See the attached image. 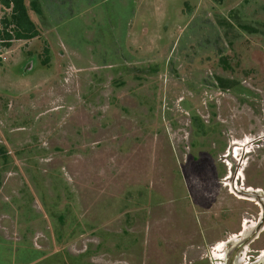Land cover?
I'll use <instances>...</instances> for the list:
<instances>
[{"label":"rangeland","instance_id":"374dc122","mask_svg":"<svg viewBox=\"0 0 264 264\" xmlns=\"http://www.w3.org/2000/svg\"><path fill=\"white\" fill-rule=\"evenodd\" d=\"M40 2L0 41V264H224L264 216V0Z\"/></svg>","mask_w":264,"mask_h":264},{"label":"trees","instance_id":"16d2710c","mask_svg":"<svg viewBox=\"0 0 264 264\" xmlns=\"http://www.w3.org/2000/svg\"><path fill=\"white\" fill-rule=\"evenodd\" d=\"M0 3L10 9V13L0 20V40L3 46H10L14 38L29 40L40 34L30 17L26 0H0ZM221 86L227 88L228 85L221 80Z\"/></svg>","mask_w":264,"mask_h":264},{"label":"flooded vegetation","instance_id":"af4514ba","mask_svg":"<svg viewBox=\"0 0 264 264\" xmlns=\"http://www.w3.org/2000/svg\"><path fill=\"white\" fill-rule=\"evenodd\" d=\"M232 189L235 190L236 192H240V193H243V194H247V195L249 194V195L255 196V197L258 198V200L262 201V199L258 196V192L257 191H250V189L246 190L245 187H240V190H239V188L236 185H233V184H232ZM261 221H263V224L261 226V230L262 229L264 230V216H262L257 222L247 221L246 223L248 224V226L245 229V231L244 232L241 231V234L236 236L237 238H231V239L228 240V243H232V245H231L230 249H227L224 252V255H225V258H226L224 260V264H264V249L261 251V255H257V258H255V254H250L248 256H245V257H247V260L245 261L242 258V253H243L244 246L246 244L244 243V245H241L239 248H236L237 247V243H239V241H241V237L242 236H243L242 239L247 237V236H250V238L248 239L249 242H251V241L253 242L256 238L259 237V234L258 235H256V234L251 235V231ZM260 231L258 233H260ZM246 232H247V234L245 235ZM245 253H246L245 255H247V252H245Z\"/></svg>","mask_w":264,"mask_h":264},{"label":"water","instance_id":"95a60500","mask_svg":"<svg viewBox=\"0 0 264 264\" xmlns=\"http://www.w3.org/2000/svg\"><path fill=\"white\" fill-rule=\"evenodd\" d=\"M30 66V65H29ZM263 224V221H261L258 225H256L253 230L251 231V235H254L256 233H258L260 230H261V226ZM243 237V236H242ZM241 237V241H239V243H237V247L236 248H239L241 245H244V243L247 242V240L250 238V236H247L245 238L242 239ZM228 243V242H227Z\"/></svg>","mask_w":264,"mask_h":264},{"label":"crops","instance_id":"0c3cea01","mask_svg":"<svg viewBox=\"0 0 264 264\" xmlns=\"http://www.w3.org/2000/svg\"><path fill=\"white\" fill-rule=\"evenodd\" d=\"M40 1H42V0H39V3H41ZM26 4H27V0H26ZM27 7H28V5H27ZM39 8H40V5H39ZM28 11H29V9H28ZM46 12H48V11H46ZM46 12H45V13H46ZM29 14H30V13H29ZM30 17H31V15H30ZM46 23H47V24H45V25L43 26L44 29L47 28L46 25H47V26L52 25V24H51L50 22H48V21H47ZM45 27H46V28H45ZM50 27H51V26H50ZM39 29H40V28H39ZM39 29H38L39 33L42 34V31L39 30ZM52 29H53V28H52ZM52 29L48 28V29H46V31H44V32H48V33H50V34H51V32H52V35L54 36L55 33H54V31H53ZM29 248H30L31 251L35 250L34 247H32L30 244H29ZM34 259H35V258H34ZM33 261H35V260H33ZM15 262H17V261L15 260ZM17 263H18V262H17ZM11 264H12V263H11ZM14 264H15V263H14Z\"/></svg>","mask_w":264,"mask_h":264},{"label":"built area","instance_id":"2783aa9c","mask_svg":"<svg viewBox=\"0 0 264 264\" xmlns=\"http://www.w3.org/2000/svg\"><path fill=\"white\" fill-rule=\"evenodd\" d=\"M1 41V40H0ZM2 42V41H1Z\"/></svg>","mask_w":264,"mask_h":264}]
</instances>
